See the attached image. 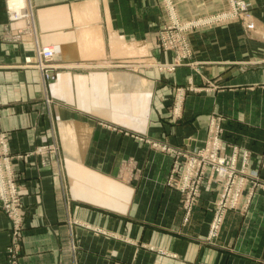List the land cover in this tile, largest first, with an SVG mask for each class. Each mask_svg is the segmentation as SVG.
Listing matches in <instances>:
<instances>
[{"label": "crops", "instance_id": "0c3cea01", "mask_svg": "<svg viewBox=\"0 0 264 264\" xmlns=\"http://www.w3.org/2000/svg\"><path fill=\"white\" fill-rule=\"evenodd\" d=\"M243 1L255 30L197 28L188 36L194 64L133 74L112 64L173 59L156 52L152 34L164 21L157 0H29L31 34L19 37L0 0V133L9 135L27 221L18 264H74L70 231L79 246L75 264H264V191H254L246 211L227 214L216 245H204L216 190L203 191L182 227L177 194L165 187L172 158L151 147L196 149L209 113L223 112L229 134L252 150L249 172L264 180V89H250L264 85V0ZM175 2L181 17L225 5ZM35 44L57 49L56 81L17 67ZM174 86L197 92L186 97L180 120L168 111ZM48 98L51 106L43 104ZM50 142L59 147V171L53 159L29 154ZM72 219L108 235L70 227ZM9 238L0 210V264Z\"/></svg>", "mask_w": 264, "mask_h": 264}, {"label": "rangeland", "instance_id": "374dc122", "mask_svg": "<svg viewBox=\"0 0 264 264\" xmlns=\"http://www.w3.org/2000/svg\"><path fill=\"white\" fill-rule=\"evenodd\" d=\"M12 1L5 0V12L8 24L11 27L13 26L14 35L19 37L31 34L29 25L34 14L31 3L29 0H24L23 5L19 7L13 4L10 5ZM157 2L164 14V21L161 27L152 34L156 52L157 54L170 53L173 58L172 62L169 65L159 64L156 58L153 60L150 57H142L134 60H123V62L112 64V67H119L133 74L145 69L155 70L156 72L165 69L167 72H172L177 66L185 64L191 66L194 64L192 62L188 63L192 55L188 36L192 30L226 23H237L247 32L255 30L251 10L243 0H224V8L227 6L225 9L221 8L219 11L212 13L187 17L179 15L175 0H157ZM38 49L41 58H38ZM49 49H52L51 55L50 52H46ZM56 53L57 49L54 47L35 44L34 56L25 57L22 64L17 67L35 69L41 74L44 82H54L57 79V73L61 71L60 65L55 63L54 60ZM189 88L190 86L187 88L172 87L173 103L168 111H170L172 117H177V120L181 119L186 97L191 93H197L193 92L195 89ZM209 89H213L211 84ZM250 89L261 90L264 89V85L259 88L252 86ZM43 104L51 106V98L45 99ZM227 117L219 111L209 113L204 140L201 146L196 149L189 150L180 146L169 147L162 144H151V147L172 158L165 187L177 194V211L181 216L182 227L189 226L190 219L200 203L203 191L208 188L216 190L215 199L210 208L211 220L207 226L205 236L202 238V243L210 246L216 245L227 214L246 211L254 191L257 189L264 191V180L257 174L249 172L252 150L249 147H242L237 140V136L235 135L233 138V135L229 134L227 127L231 120ZM58 152L57 143L50 142V144L37 147L29 154L47 157L48 160L53 159L56 163L55 170L59 171ZM21 158L23 161L25 160L24 157ZM14 164L9 148V135L2 132L0 133V210L9 222L10 233L9 243L4 252L6 264H18L27 225L23 195L18 184ZM235 197L236 200L233 202ZM69 225L70 227L75 225L92 230L98 235H108V232L102 229H93L89 225L80 224L74 219L69 222ZM113 237L115 238V236ZM119 237L121 238H118V240L127 242L123 238L124 236ZM138 247L151 252L156 251L155 254L161 256L167 255L162 250L143 244ZM78 250L76 236L70 231L67 251L71 255L74 264Z\"/></svg>", "mask_w": 264, "mask_h": 264}, {"label": "bare ground", "instance_id": "6f19581e", "mask_svg": "<svg viewBox=\"0 0 264 264\" xmlns=\"http://www.w3.org/2000/svg\"><path fill=\"white\" fill-rule=\"evenodd\" d=\"M23 2H24V0H13L10 5L13 4V5H16V6H19L20 7L21 5H23ZM39 57L41 58V53H40V51L38 49V58Z\"/></svg>", "mask_w": 264, "mask_h": 264}, {"label": "built area", "instance_id": "2783aa9c", "mask_svg": "<svg viewBox=\"0 0 264 264\" xmlns=\"http://www.w3.org/2000/svg\"><path fill=\"white\" fill-rule=\"evenodd\" d=\"M48 49V48H47ZM46 52H50V55H51V52H52V49H49V50H46ZM236 200V197L233 199V202Z\"/></svg>", "mask_w": 264, "mask_h": 264}]
</instances>
